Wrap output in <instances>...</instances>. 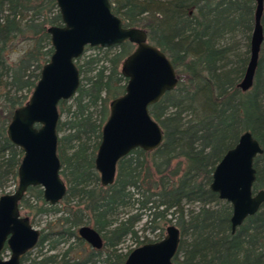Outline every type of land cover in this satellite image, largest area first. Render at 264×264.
Segmentation results:
<instances>
[{"label": "trees", "instance_id": "1", "mask_svg": "<svg viewBox=\"0 0 264 264\" xmlns=\"http://www.w3.org/2000/svg\"><path fill=\"white\" fill-rule=\"evenodd\" d=\"M111 3L124 25L145 29L176 70L177 86L149 107L163 141L152 151L133 149L118 161L114 182L101 186L94 165L101 128L109 102L124 92L120 66L134 45L86 47L75 61L77 91L58 104L66 193L50 205L39 186L27 189L20 210L31 224L41 215L55 218L40 229L36 251L26 252L21 264H123L133 248L160 240L171 224L180 232L175 264H264V203L231 233V205L209 188L215 165L250 131L263 148L254 159L252 189L264 190V40L252 87L243 92L237 86L249 60L255 0ZM61 22L55 0H0V195L9 183L17 185L23 154L8 139L7 125L53 51L47 28ZM261 24L264 33V11ZM89 49L97 52L86 54ZM143 217L159 230L155 240L140 238L136 224ZM82 225L100 233V249L77 237ZM126 239L136 246L125 251Z\"/></svg>", "mask_w": 264, "mask_h": 264}, {"label": "water", "instance_id": "2", "mask_svg": "<svg viewBox=\"0 0 264 264\" xmlns=\"http://www.w3.org/2000/svg\"><path fill=\"white\" fill-rule=\"evenodd\" d=\"M55 2L62 22L47 28L53 51L42 65L28 100L14 109L6 128L8 139L23 154L15 190L0 195V264H21V257L38 242L40 230L20 210L27 189L39 186L43 199L50 205L58 204L66 193L57 154L58 104L71 99L77 91L80 75L75 61L84 49L108 48L126 41L134 45L120 66L126 78L124 92L109 102L94 158L103 187L114 182L118 161L133 149L152 151L161 145L163 130L152 118L149 107L178 84L170 59L149 42L145 29L124 25L113 13L111 0ZM263 11L264 0H255L249 60L237 85L243 92L254 81L264 40ZM262 153L259 141L250 131H244L213 169L209 188L231 205V233L264 203V190L252 189L256 178L254 159ZM77 233L92 248L102 247V237L93 227L82 225ZM179 242V229L171 224L160 240L133 248L123 264H175L173 258ZM5 247L8 257L2 254Z\"/></svg>", "mask_w": 264, "mask_h": 264}, {"label": "rangeland", "instance_id": "3", "mask_svg": "<svg viewBox=\"0 0 264 264\" xmlns=\"http://www.w3.org/2000/svg\"><path fill=\"white\" fill-rule=\"evenodd\" d=\"M97 51L96 50H92V49H89L87 50L86 54H91V53H96ZM62 120L65 119L64 116H62L61 118ZM64 134V132H60L58 134V136H62ZM16 188V184L15 183H9L8 187L5 189V192H13ZM21 213L23 215H26L27 212L25 209L21 210ZM30 218V217H29ZM54 215H41V216H38L37 219H36V222L33 224V226L37 229H42L46 223H48L49 221H51L52 219H54ZM136 229L138 230V234L140 235V238L141 239H144V238H147L149 240H155L156 238H158L160 235H159V230H154L152 231L151 230V227H150V224H145V217H143L137 224H136ZM165 235V229L163 231V236L162 238L164 237ZM134 246H136V243H134L133 241H131V239H126V241L122 244L121 247L124 248V250L126 251L127 249L129 248H133ZM34 251H36L35 249H33V253ZM9 256V253L8 251L6 252V255L5 257H8Z\"/></svg>", "mask_w": 264, "mask_h": 264}, {"label": "flooded vegetation", "instance_id": "4", "mask_svg": "<svg viewBox=\"0 0 264 264\" xmlns=\"http://www.w3.org/2000/svg\"><path fill=\"white\" fill-rule=\"evenodd\" d=\"M56 205V204H55ZM78 229V228H77ZM77 229H76V235H77V237L78 238H80L79 236H78V233H77ZM81 239V238H80ZM83 240V239H82ZM84 241V240H83ZM85 242V241H84ZM87 245H89L87 242H85ZM103 245V244H102ZM90 246V245H89ZM91 247V246H90ZM92 248V247H91ZM101 248V247H100ZM100 248H92V249H100Z\"/></svg>", "mask_w": 264, "mask_h": 264}, {"label": "clouds", "instance_id": "5", "mask_svg": "<svg viewBox=\"0 0 264 264\" xmlns=\"http://www.w3.org/2000/svg\"><path fill=\"white\" fill-rule=\"evenodd\" d=\"M12 59H13V60H15V59H16V57H15V56H13V57H12Z\"/></svg>", "mask_w": 264, "mask_h": 264}]
</instances>
